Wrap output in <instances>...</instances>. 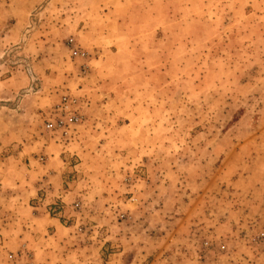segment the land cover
Segmentation results:
<instances>
[{
	"label": "rangeland",
	"instance_id": "obj_1",
	"mask_svg": "<svg viewBox=\"0 0 264 264\" xmlns=\"http://www.w3.org/2000/svg\"><path fill=\"white\" fill-rule=\"evenodd\" d=\"M0 150V264H264V0H0Z\"/></svg>",
	"mask_w": 264,
	"mask_h": 264
},
{
	"label": "crops",
	"instance_id": "obj_2",
	"mask_svg": "<svg viewBox=\"0 0 264 264\" xmlns=\"http://www.w3.org/2000/svg\"><path fill=\"white\" fill-rule=\"evenodd\" d=\"M1 151V150H0ZM9 158L4 159V163L7 164ZM0 172V207L11 206L12 208L18 209L23 207L24 203L27 204L35 197H38V189L36 181L44 180V182L53 184V189L51 192V197L57 196V198L62 199V201L68 202L72 197L73 193L66 191V193H61L60 197L57 195V187L61 182L63 177V172ZM59 182V183H58ZM60 186V185H59ZM27 198V201L25 199ZM53 199V198H51ZM41 201V200H39ZM15 216L12 215L11 218ZM43 219L52 226L57 228L60 225V221H55L52 218H46L43 215Z\"/></svg>",
	"mask_w": 264,
	"mask_h": 264
},
{
	"label": "built area",
	"instance_id": "obj_3",
	"mask_svg": "<svg viewBox=\"0 0 264 264\" xmlns=\"http://www.w3.org/2000/svg\"><path fill=\"white\" fill-rule=\"evenodd\" d=\"M74 120H75V117L74 116H71V117L67 118V121L69 123H72ZM65 121L66 120H59L57 123H58L59 126H63L65 124ZM52 127H53L52 124H48L47 125V128H49V129L52 128ZM9 259L11 260L12 259V256H10Z\"/></svg>",
	"mask_w": 264,
	"mask_h": 264
}]
</instances>
